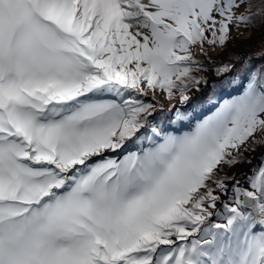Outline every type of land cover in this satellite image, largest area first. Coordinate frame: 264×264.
I'll list each match as a JSON object with an SVG mask.
<instances>
[{
    "label": "snow or ice",
    "instance_id": "6c2138e0",
    "mask_svg": "<svg viewBox=\"0 0 264 264\" xmlns=\"http://www.w3.org/2000/svg\"><path fill=\"white\" fill-rule=\"evenodd\" d=\"M0 264H264V0H0Z\"/></svg>",
    "mask_w": 264,
    "mask_h": 264
},
{
    "label": "trees",
    "instance_id": "16d2710c",
    "mask_svg": "<svg viewBox=\"0 0 264 264\" xmlns=\"http://www.w3.org/2000/svg\"><path fill=\"white\" fill-rule=\"evenodd\" d=\"M261 35L259 33H252L250 32V35L248 38L243 40H235L232 44V50L234 51H251V50H258L260 42H261Z\"/></svg>",
    "mask_w": 264,
    "mask_h": 264
},
{
    "label": "rangeland",
    "instance_id": "374dc122",
    "mask_svg": "<svg viewBox=\"0 0 264 264\" xmlns=\"http://www.w3.org/2000/svg\"><path fill=\"white\" fill-rule=\"evenodd\" d=\"M234 35H236V34L234 33ZM249 35H250V32H245L244 35L238 37L237 40H240V39H241V40L246 39ZM230 46L232 47V45H230ZM186 130H187V129H186Z\"/></svg>",
    "mask_w": 264,
    "mask_h": 264
},
{
    "label": "bare ground",
    "instance_id": "6f19581e",
    "mask_svg": "<svg viewBox=\"0 0 264 264\" xmlns=\"http://www.w3.org/2000/svg\"><path fill=\"white\" fill-rule=\"evenodd\" d=\"M248 37H249V36H248ZM248 37H247V38H248Z\"/></svg>",
    "mask_w": 264,
    "mask_h": 264
}]
</instances>
